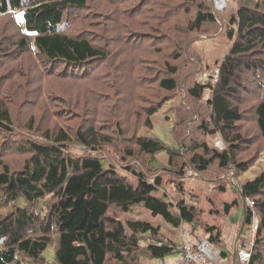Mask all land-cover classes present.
<instances>
[{"label": "trees", "instance_id": "1", "mask_svg": "<svg viewBox=\"0 0 264 264\" xmlns=\"http://www.w3.org/2000/svg\"><path fill=\"white\" fill-rule=\"evenodd\" d=\"M183 1L190 5L197 3L193 21L187 23L189 32L202 34L205 27L211 29L223 22L214 13L212 0H203L205 3L201 5V0ZM88 5L89 0H0V14L11 16L16 11L13 21L18 28V25H22L23 29L20 39H13L6 48L0 47V54L8 55L15 48L24 50L31 43L30 33L37 30L43 17H48L49 23L56 28V23L64 19L66 10L78 9L80 15ZM237 6L236 13L227 21V36L233 42L222 60L215 63L218 68L217 78L209 76L207 82L202 83L198 75L200 59L190 61L184 57L188 63L193 64L192 74L197 75L192 81L190 77L189 83L187 80V96L200 101L206 92L211 93L209 98L206 96L208 109L204 111L209 115L200 121L197 128L207 136L219 134L227 145L221 151L212 149L203 140L194 142L189 148L187 146L176 150L159 136H138L136 142L141 154L150 157L144 167L140 157L135 158L134 146L115 152L108 144L111 135L98 132L96 127L78 128L74 133L58 130L54 134L46 131L44 137L47 140L54 138L52 142L46 141V144L40 135L31 137L29 133L26 137L21 136L23 131H18L9 110L0 108L1 155L13 150L29 155L21 173H14L12 166L0 158V264H26L41 260L49 264L42 254L50 246H54V264H108L110 261L118 264H144L135 260L143 240L164 243L163 246L151 245L146 249V253L153 258L174 255L180 251L176 242L166 237L160 225L130 220L127 226L132 232L128 234L118 216L110 215L111 210L129 212L143 206L153 216L160 217L175 228L184 223L203 228V223L198 220L196 206L189 204L184 196L177 202L171 201L170 194L161 191L162 176L150 173L164 169L165 173L183 181L190 169L205 173L218 166L224 170L234 168L237 173L246 172L251 163L260 160V164L264 159V156H260L249 163L240 160V147L248 144L249 139L238 128V122L244 119L238 100H241V91L250 83L246 81L247 74L264 72V0H239ZM56 31L43 30L47 37L57 38L49 46L36 42L38 52L52 63L81 68L92 60L107 56L88 37L81 34L61 35ZM162 34L150 36L156 53L161 52L168 39V36L159 38ZM184 50L182 46L176 60L183 56ZM154 60L158 63L161 59L158 57ZM165 65V72L168 74L170 71L172 74L162 76L159 85L166 91L178 90L177 64L172 65L169 61ZM211 67L208 64L203 70L210 73ZM188 75L192 76L185 74ZM261 84L262 97L253 106L252 113L260 135L264 138V78ZM158 108L160 106L149 110L146 122L150 127H153L150 116ZM7 132L11 135L8 138ZM19 140L21 142L18 147L9 144ZM74 141L76 145H73ZM104 148L109 150L103 152ZM104 154L121 155L119 158L122 163L113 158L110 160ZM157 155H164L169 165H152ZM130 158L136 160L130 161ZM137 163L142 169L137 167ZM262 167L258 175L239 186L243 202L251 199L255 209L261 213L258 216L259 224L250 264L264 263V199H258L264 196V165ZM173 172H177L176 175ZM177 186L180 191L187 193L182 183ZM220 189L224 190V187ZM47 195H52L54 199L49 205V211L43 207ZM236 204L235 200L225 203L224 213L228 214ZM256 210L248 206L242 209L247 227L253 223L255 213L258 214ZM203 229L207 239L215 244L222 243V231L218 226L207 224ZM221 256L227 258L228 252L222 249Z\"/></svg>", "mask_w": 264, "mask_h": 264}, {"label": "rangeland", "instance_id": "2", "mask_svg": "<svg viewBox=\"0 0 264 264\" xmlns=\"http://www.w3.org/2000/svg\"><path fill=\"white\" fill-rule=\"evenodd\" d=\"M219 2L212 0L213 10L223 22H219L211 29L205 27L202 34L188 31L187 23L193 21V11L197 3L190 5L183 0H89L85 12L81 11L80 15L77 13L78 9L66 10L64 19L56 23V28L49 23L48 17H43L37 30L30 33L31 43L25 46L24 50L15 48L7 53L8 55L0 54V108L9 110L18 131H23L21 136L26 137L29 133L31 137L40 135L46 144L48 143L46 141L54 140V138L47 140L44 137L46 131L54 134L58 130L74 133L78 128L96 127L98 132L106 136L111 135L112 139L110 138L108 144L115 152L134 146L135 158L139 156L144 167L149 163L150 157L141 154L136 142L138 136H159L176 150L187 146L189 148L194 142L203 140L212 149L221 151L227 145L219 134L207 136L197 128L200 121L209 115L204 111L208 109L206 98L210 97L211 93L206 92L200 101L187 96V80L192 77V81L197 75L192 74L193 64L185 60L200 59L199 71L197 67L195 68L202 83L207 82L209 76L215 77L218 73L215 63L222 60L233 42L227 36L229 29L227 21L236 13L239 0H223L222 6ZM204 3L203 0L199 1L200 5ZM15 13L16 11H13L11 16L0 14L2 48L3 46L6 48L13 39L21 38L23 29L22 25H18L22 30L15 25L13 21ZM22 22L24 23L23 20ZM55 29L61 35L81 34L88 37L96 46L102 48L107 56L92 60L81 68L59 62L52 63L38 52L36 42L40 41L49 46L57 38L47 37L43 30ZM160 33L163 34L159 35V38L168 36V39L165 40L161 52L156 53L150 36ZM181 45L184 46V54L176 60ZM158 57L161 62L155 63L154 59ZM169 61L172 65L177 64L179 70L176 74L179 89L173 92L163 90L159 85L162 76L172 74L170 71L168 74L165 72L167 70L165 62ZM208 64L212 66L210 73L203 70ZM187 73L192 76H185ZM263 78L264 72L257 75L249 72L246 81L250 83L241 91V100H238L244 118L238 122L239 132L249 139L248 144L241 145L239 158L246 163L264 156V138L260 135L252 113L253 106L262 97ZM158 106L160 108L157 112L150 116L153 123V127H150L146 122L149 110ZM6 135L7 138L11 136L8 132ZM23 137L19 139L25 140ZM76 141L73 145L77 144ZM20 142L19 140L14 143L15 145L9 144L15 148ZM78 146L80 149L81 145ZM72 147L76 149L75 146ZM107 150L109 149L104 148L103 152ZM1 153L2 148L0 158L12 166L14 173L24 171L28 153L16 150L4 155ZM104 155L110 160L113 158L122 163L119 158L121 155ZM259 161L251 163L248 171L238 173L234 168L224 170L218 166L210 168L205 173H197L190 169L183 181L165 173L164 169H156L150 175L162 176L161 191L170 194L171 201L177 202L184 196L189 204H194L203 228L207 224L220 228L222 243L214 245L220 254L222 249L228 252L227 258L221 256V264H240L237 246L242 234L248 230L242 209L247 206L254 211L256 209L255 203L249 206L248 201L243 202L239 186L261 172L264 159L260 164ZM159 163L169 165L164 155H157L152 165L157 166ZM137 167L142 169L140 164ZM172 169L176 170L174 167ZM175 173L177 172H173ZM181 183L187 193L179 190L177 185ZM221 186L224 190L220 189ZM51 196L45 197L43 203L45 211H49V205L54 200ZM258 199L262 200L264 196ZM234 200L237 201L236 206L232 207L228 214L224 213V204L232 203ZM256 211L258 214L255 213L254 225L259 224L258 216H261V213ZM110 215L118 216L117 218L127 228L128 234L132 232L127 226L130 220L160 225L166 237L172 238L179 246L180 251L175 255H180L184 242L206 239L203 228L187 223L175 228L160 217L153 216L143 206L129 212L111 210ZM141 244V249L135 254V260L138 259L144 264H157L158 259L146 253V249L151 246L148 240H143ZM53 249L54 246H50L42 254L49 264H54ZM175 255L167 257L171 260ZM45 263L42 260L26 262ZM108 264L118 263L110 261Z\"/></svg>", "mask_w": 264, "mask_h": 264}, {"label": "built area", "instance_id": "3", "mask_svg": "<svg viewBox=\"0 0 264 264\" xmlns=\"http://www.w3.org/2000/svg\"><path fill=\"white\" fill-rule=\"evenodd\" d=\"M218 74L215 75L217 78ZM249 206L254 202L247 199ZM256 230V232H255ZM258 225L251 223L245 234H242L237 246V258L240 264H250L256 240ZM150 245L163 246V242L148 240ZM215 243L209 239L196 240L195 242H184L180 255L174 253L170 259L167 256L159 257L158 264H221V254L215 248ZM172 247V245H169Z\"/></svg>", "mask_w": 264, "mask_h": 264}, {"label": "bare ground", "instance_id": "4", "mask_svg": "<svg viewBox=\"0 0 264 264\" xmlns=\"http://www.w3.org/2000/svg\"><path fill=\"white\" fill-rule=\"evenodd\" d=\"M218 2H219V0H218ZM220 4H221V5H220ZM222 4H223V0H221V2H219V5H220V6H222Z\"/></svg>", "mask_w": 264, "mask_h": 264}, {"label": "snow or ice", "instance_id": "5", "mask_svg": "<svg viewBox=\"0 0 264 264\" xmlns=\"http://www.w3.org/2000/svg\"><path fill=\"white\" fill-rule=\"evenodd\" d=\"M20 16L22 17V16H23V14L21 13V14H20Z\"/></svg>", "mask_w": 264, "mask_h": 264}, {"label": "water", "instance_id": "6", "mask_svg": "<svg viewBox=\"0 0 264 264\" xmlns=\"http://www.w3.org/2000/svg\"><path fill=\"white\" fill-rule=\"evenodd\" d=\"M241 234H239V237H240Z\"/></svg>", "mask_w": 264, "mask_h": 264}]
</instances>
